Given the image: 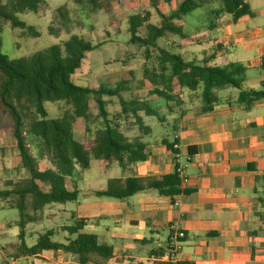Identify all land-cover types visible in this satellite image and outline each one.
<instances>
[{
    "label": "trees",
    "instance_id": "16d2710c",
    "mask_svg": "<svg viewBox=\"0 0 264 264\" xmlns=\"http://www.w3.org/2000/svg\"><path fill=\"white\" fill-rule=\"evenodd\" d=\"M113 1L77 0L76 3L87 6L92 12L111 13ZM163 1L171 5L174 0ZM42 3L43 0H9L7 4L0 5V17L12 29L20 28L23 35L39 37L40 32L34 26L19 21L16 15L40 14ZM149 3L151 8L158 9L159 0H149ZM212 3L218 4L212 14L215 18L229 15L236 23L254 17L246 0H182L169 14L159 12L161 20L157 24L151 22L148 11L129 16L128 41L142 50L143 82L151 85V96L162 98L168 103H177L184 91L201 89L203 111L210 112L217 102L213 89L226 85L243 87L246 81V68L243 65L231 63L219 67L211 64L213 59L187 61L180 53L187 45L203 44L208 40L187 35L178 22ZM55 10L63 28L68 30L73 24L69 9L62 5ZM116 21L111 20L112 23ZM49 31L52 35L59 33L53 25ZM1 34L0 26V48ZM97 47L81 34L72 33L61 44H54L27 57L9 59L0 51V123L5 117L10 119L11 126L7 133L15 141L20 164L28 173L27 178L12 180L6 189L0 190V199L13 198L15 208L19 211L18 256L33 257L45 251H62L76 256L79 264H100V261L93 260L94 256L105 261L114 256L112 246L100 243L96 234L85 232L84 218H77L73 225L63 227V231L69 235L66 242L54 241L56 232L53 229L41 234L33 246L25 242L26 227L35 221L33 215L49 206L65 205L79 199L77 190L70 191L67 188L76 167L87 170L92 159L120 165L145 160L147 144L143 137L149 135L152 129L141 118L154 116L161 119V111L152 107L147 100L134 95L125 97L132 91L126 80L101 84L97 89L79 87L71 82V76L81 68L86 55ZM244 97L245 93L242 92L240 99L244 101ZM113 99L118 100L120 111L108 108ZM47 103L59 105L57 116L50 115ZM93 104L99 109L97 116L93 114ZM96 117L101 121L94 131L92 123ZM78 119H84L86 123L82 141L75 138ZM124 122L126 126L137 127L140 135L128 139L122 132ZM87 134L93 135L88 137ZM31 146L35 148V154ZM168 147L172 148V145ZM39 159L48 160L52 167L42 169ZM146 187L166 196L174 197L182 193L181 181L175 172L149 180L129 178L123 185L112 181L108 189L94 193L100 198L123 200Z\"/></svg>",
    "mask_w": 264,
    "mask_h": 264
},
{
    "label": "crops",
    "instance_id": "0c3cea01",
    "mask_svg": "<svg viewBox=\"0 0 264 264\" xmlns=\"http://www.w3.org/2000/svg\"><path fill=\"white\" fill-rule=\"evenodd\" d=\"M76 1L69 0L63 5L72 6ZM117 1L121 2L113 1L112 12ZM181 1L174 0L168 5L174 10ZM246 2L254 12L251 18L260 19L258 23H249V17L236 23L229 15L215 18L212 14L218 6L211 7L215 3L202 7L206 10L193 18L196 19L195 23L193 19L187 20V16L178 22L187 35L208 40L207 43L183 47L180 53L187 61L213 59L211 64L219 67L239 63L246 68V81L242 88L226 85L213 89L217 102L210 112L203 111L201 89L184 91L177 103H166L172 113L173 140L175 135L180 138L182 157L179 161L187 164L188 182L181 183L182 193L172 197L146 187L120 200L112 212L99 209L102 199L94 193L106 190V187L91 189L94 198L83 204L79 199L71 202L79 204L76 218L86 220L85 232L96 234L100 243L114 249L113 258L100 264L169 263L170 238L176 231L186 233L182 251L176 256L177 262L264 264V0ZM81 7L86 9L87 6ZM210 16L212 19H209ZM143 83L148 86L149 92L151 85ZM101 84L112 83L107 80ZM89 88L98 87L92 84ZM242 92L245 93L244 101L240 99ZM130 93L134 95L133 89ZM141 98L147 100L145 98L148 97ZM114 104H118L117 99H113L108 106ZM118 106L119 109L113 111H120ZM147 118H155L160 125L168 123L164 116L161 119L144 116L141 121L146 126H149ZM126 125L124 122L122 132L128 139L140 135L137 127ZM96 126L92 128L94 131ZM150 128L152 131L147 136L153 133V128ZM130 129L134 130L132 136ZM92 135L87 134L88 137ZM145 140L144 136L143 141L147 144L145 160L120 165L92 159L90 168L93 162L102 168L115 165L120 172L110 180L118 185H123L129 178L149 180L173 174L177 160L172 148L168 147L173 140L163 136L153 143ZM42 160L46 161V168L41 167ZM39 161L42 169L52 167L46 159ZM67 188L77 190L80 198L74 175L70 177ZM176 201L180 202L178 206L175 205ZM25 232L27 235V230ZM160 238L164 239L163 247L157 245L161 242ZM146 246H150L147 251L140 250L137 257L131 255V250ZM33 258H40L42 264H79L76 256L62 251H45ZM136 258L138 260L134 261Z\"/></svg>",
    "mask_w": 264,
    "mask_h": 264
},
{
    "label": "rangeland",
    "instance_id": "374dc122",
    "mask_svg": "<svg viewBox=\"0 0 264 264\" xmlns=\"http://www.w3.org/2000/svg\"><path fill=\"white\" fill-rule=\"evenodd\" d=\"M43 0L42 11L40 14L25 13L16 15L17 19L28 25L34 26L40 32L39 37H27L23 35L20 28L12 29L8 22L0 17V26L2 27V46L0 51L7 55L9 59H18L27 57L35 52L42 51L54 44H61L72 33L81 34L89 41L98 45L96 49L89 52L83 60L82 66L72 76L71 82L79 87L89 88L92 86L98 87L103 81L109 83H117L122 80H127L133 89V94L145 98L150 105L161 110V116H164L168 123L160 125L155 122V118H147L146 123L153 128V133L150 136H145V141L153 143L160 137H167L173 140V123L170 120L172 113L166 105V101L157 96H151L148 92V86L142 82L143 69V54L142 50L135 45L129 43L130 35L128 33V18L130 15L148 11L151 14V22L157 24L161 17L159 12L169 14L174 7L169 6L163 0H159L158 9L150 7L149 0H121L115 2L114 11L92 12L89 8H82L77 3L66 4L73 20V24L67 30L63 28L56 8L69 3V0ZM9 0H0V5L7 4ZM215 3L211 7H217ZM210 7V8H211ZM205 8L195 10L192 14L186 17L187 20L198 17L204 14ZM114 19L116 23H112ZM209 19H212L211 16ZM260 21L259 18H251L249 23L256 24ZM119 22V24L117 23ZM192 22H196L193 19ZM55 26L59 33L57 35L50 34L49 27ZM168 38V37H167ZM107 78V79H106ZM131 93L125 95L126 98L131 97ZM92 98V96H90ZM62 104V103H60ZM57 103H47L46 108L50 115L55 117L59 113ZM118 104L108 106L113 111L119 109ZM95 109L94 116L98 115V107L93 104L92 110ZM92 126L100 125L101 119L96 117ZM11 121L7 117L0 123V190L8 187V183L17 178H26L28 173L20 164L18 150L15 141L9 134ZM100 128V127H98ZM85 131V122L79 120L75 126L76 140L81 141ZM131 136L134 130H129ZM137 133V131H135ZM34 153L36 150L31 146ZM46 161L42 160L41 167L46 168ZM120 172L115 165L109 168L98 166L97 162L88 170H82L76 167L74 171V179L78 189L80 190L79 202L83 204L86 200H92L91 189L100 187H110L112 178H115ZM87 195V196H85ZM101 207L103 212H112L113 208L120 202L119 199L101 198ZM78 203H67L66 205H54L45 208L42 212L35 215V222L27 225L26 242L29 245H34L40 234L48 229L57 231L54 241L64 242L69 235L62 232L63 226L73 225L79 212ZM32 214V213H31ZM20 220L19 211L15 208L13 198L7 200L0 199V264H7L13 256L17 259V264H42L40 258H27L26 256H18V246L20 240L18 233L20 228L18 222ZM159 246H164V239L160 238ZM150 246L139 247L138 250H131V255L138 256L139 251H147ZM26 257V258H25ZM77 261V258H75ZM93 260L106 262L105 260L93 257ZM136 258L134 261H137Z\"/></svg>",
    "mask_w": 264,
    "mask_h": 264
},
{
    "label": "built area",
    "instance_id": "2783aa9c",
    "mask_svg": "<svg viewBox=\"0 0 264 264\" xmlns=\"http://www.w3.org/2000/svg\"><path fill=\"white\" fill-rule=\"evenodd\" d=\"M172 151L174 152V156L176 161L175 173L180 178L181 183H187L188 177L186 176L187 164L181 163L179 160L182 157L181 154V143L178 135H175L173 143H172ZM190 156H188V160H190ZM180 204L179 201L175 202V205L178 206ZM186 238V233L184 231H176L171 235L170 243H169V263H176V256L182 251V243ZM7 264H17V259L15 257H11L10 261Z\"/></svg>",
    "mask_w": 264,
    "mask_h": 264
}]
</instances>
